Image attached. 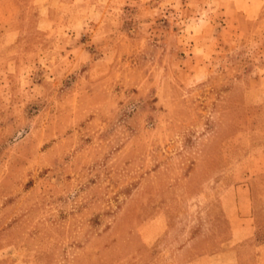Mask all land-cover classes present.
Returning a JSON list of instances; mask_svg holds the SVG:
<instances>
[{"label": "rangeland", "instance_id": "1", "mask_svg": "<svg viewBox=\"0 0 264 264\" xmlns=\"http://www.w3.org/2000/svg\"><path fill=\"white\" fill-rule=\"evenodd\" d=\"M193 261L264 264V0H0V264Z\"/></svg>", "mask_w": 264, "mask_h": 264}, {"label": "crops", "instance_id": "2", "mask_svg": "<svg viewBox=\"0 0 264 264\" xmlns=\"http://www.w3.org/2000/svg\"><path fill=\"white\" fill-rule=\"evenodd\" d=\"M240 196H239V204L241 203V197H242V194L243 193H245V191H244V189H242L241 188V190H240ZM242 215H241V217H242V220L244 221V216H246V211H242V213H241ZM229 219L230 220H232V218H231V216L229 217ZM161 236H163V235H157V236H155L154 237V239L152 238V239H145V242H146V244L147 245H149V246H151V244L153 243V241L155 242L156 240H157V237H161ZM249 235H235V236H231L230 238H229V240H228V242H227V244H229L230 246H232V244H234L235 242H236V239L238 240H240V242H243L247 237H248ZM153 240V241H152ZM215 243H216V240L215 239H213L212 240V244L213 245H215ZM189 250H187V248L186 249H184V250H181V251H179L178 253H180L179 254V258L177 257V256H175V260L173 261V262H176V260H178V262L179 261H182L183 259H184V256H185V254H181V253H186V256H189L190 254L192 255L193 254V252L195 251V249L194 248H191L190 249V251L188 252ZM230 251H226V250H224V255H226V253H229ZM178 262L177 263H175V264H178ZM162 264V263H161ZM188 264H197V262H190V263H188Z\"/></svg>", "mask_w": 264, "mask_h": 264}]
</instances>
